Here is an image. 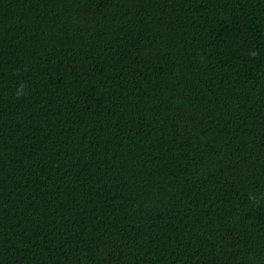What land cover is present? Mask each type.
Returning a JSON list of instances; mask_svg holds the SVG:
<instances>
[{
    "label": "trees",
    "instance_id": "1",
    "mask_svg": "<svg viewBox=\"0 0 264 264\" xmlns=\"http://www.w3.org/2000/svg\"><path fill=\"white\" fill-rule=\"evenodd\" d=\"M0 264H264V0H0Z\"/></svg>",
    "mask_w": 264,
    "mask_h": 264
}]
</instances>
